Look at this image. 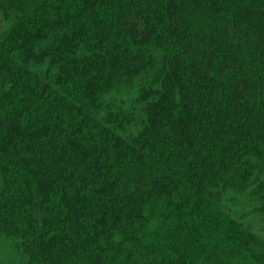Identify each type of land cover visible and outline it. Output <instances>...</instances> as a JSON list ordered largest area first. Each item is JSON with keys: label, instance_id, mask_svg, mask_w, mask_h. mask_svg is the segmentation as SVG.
Masks as SVG:
<instances>
[{"label": "trees", "instance_id": "obj_1", "mask_svg": "<svg viewBox=\"0 0 264 264\" xmlns=\"http://www.w3.org/2000/svg\"><path fill=\"white\" fill-rule=\"evenodd\" d=\"M0 15V264H264V0Z\"/></svg>", "mask_w": 264, "mask_h": 264}, {"label": "rangeland", "instance_id": "obj_2", "mask_svg": "<svg viewBox=\"0 0 264 264\" xmlns=\"http://www.w3.org/2000/svg\"><path fill=\"white\" fill-rule=\"evenodd\" d=\"M4 21L0 15V31L3 29ZM261 219L258 217L247 220L250 228L264 238V223L260 222ZM0 256L9 260V255L5 254L4 251H0Z\"/></svg>", "mask_w": 264, "mask_h": 264}]
</instances>
